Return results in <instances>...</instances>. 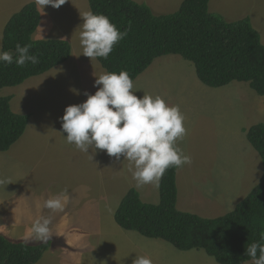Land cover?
I'll return each instance as SVG.
<instances>
[{"label":"rangeland","instance_id":"obj_1","mask_svg":"<svg viewBox=\"0 0 264 264\" xmlns=\"http://www.w3.org/2000/svg\"><path fill=\"white\" fill-rule=\"evenodd\" d=\"M133 1L148 5L156 15L175 13L184 2ZM30 3L35 0H0V51L8 20ZM39 11L41 23L33 39L67 40L72 57L44 75L0 91V97H12L14 113L30 116L22 138L8 152H0V234L41 244L30 229L38 217L50 216L51 246L37 264H132L136 256L148 257L152 264H218L203 251L182 252L116 224L115 212L131 189L143 202L157 205L159 188H136L123 156L117 160L96 150L92 159V150L89 155L66 143L60 119L66 107L85 102V93L94 95L95 80L106 71L97 59L82 55L79 26L81 16L91 11L88 0H66L59 9L46 6ZM209 11L232 23L250 18L264 45V0H210ZM134 91L138 98L162 97L168 105L179 106L185 117L187 134L177 146L192 163L178 169L177 209L208 219L233 211L263 174L247 133L264 123V97L246 83L209 88L199 81L194 65L180 56L157 59L134 82ZM64 189L69 197L64 212L43 207ZM88 204L98 207L96 219L85 210Z\"/></svg>","mask_w":264,"mask_h":264},{"label":"trees","instance_id":"obj_2","mask_svg":"<svg viewBox=\"0 0 264 264\" xmlns=\"http://www.w3.org/2000/svg\"><path fill=\"white\" fill-rule=\"evenodd\" d=\"M91 12L109 18L127 36L117 43L107 59L97 58L106 72L127 71L135 82L159 58L180 56L194 65L199 81L213 89L234 82L246 83L264 97V45L250 18L227 22L209 11L210 0H184L171 14L156 15L146 4L133 0H88ZM41 23L35 3L15 13L5 25L2 51L17 57L16 45L31 44L30 54L39 63L0 62V91L14 88L67 63L72 47L67 40L35 41ZM12 97H0V152H8L24 135L29 115L11 107ZM247 140L258 153L263 174L260 182L233 211L208 219L177 209V168H169L159 183V204L142 201L131 189L120 202L114 219L128 232L163 240L182 252L203 251L218 264L251 262L246 247L264 237V123L251 127ZM13 241L0 234V264H37L50 248Z\"/></svg>","mask_w":264,"mask_h":264},{"label":"clouds","instance_id":"obj_3","mask_svg":"<svg viewBox=\"0 0 264 264\" xmlns=\"http://www.w3.org/2000/svg\"><path fill=\"white\" fill-rule=\"evenodd\" d=\"M66 0H35L44 11L46 6L59 9ZM79 42L82 55L90 60L107 59L114 46L123 40L128 29L120 31L105 15L91 11L81 16ZM31 44H17V57L10 51H0V62L18 67L26 63H39L35 54H30ZM98 90L94 95L85 93L87 99L78 105L66 107L61 126L67 134L65 141L91 158L96 150L106 151L117 160L124 157L129 162V171L136 188L145 185L159 187L160 180L169 168L190 165L192 158L177 146L187 134L185 117L179 106H170L160 96L144 94L138 98L134 81L127 71L106 72L95 80ZM79 95L76 89H70ZM134 166V168H133ZM4 181L0 180V184ZM67 189L47 199L43 207L54 213H62L68 204ZM52 218L40 216L34 220L31 232L36 241L46 243L52 234ZM245 255L252 264H264V237L246 247ZM132 264H152L145 256H136Z\"/></svg>","mask_w":264,"mask_h":264},{"label":"crops","instance_id":"obj_4","mask_svg":"<svg viewBox=\"0 0 264 264\" xmlns=\"http://www.w3.org/2000/svg\"><path fill=\"white\" fill-rule=\"evenodd\" d=\"M153 10V9H152ZM14 15V14H13ZM9 21V20H8ZM201 127H203V126H200L199 127V130H201ZM204 129V128H203ZM199 132H202V131H199ZM180 186H183V184H181ZM157 188H159V187H157ZM183 189H184V186H183ZM183 189H182V192H183ZM181 195H182V193H181ZM141 196V195H140ZM156 205V204H155ZM80 207V206H79ZM85 210L86 211H90V212H93V213H95L94 215H93V218H95L96 219V217L97 216H99L98 214H96V213H98V211H99V209H98V207H94L93 206V208L88 204L87 205V207L85 208ZM74 218H80L78 215H76V217H74Z\"/></svg>","mask_w":264,"mask_h":264}]
</instances>
